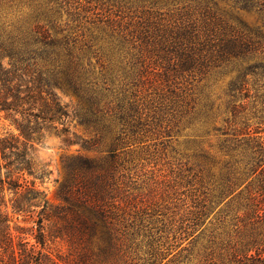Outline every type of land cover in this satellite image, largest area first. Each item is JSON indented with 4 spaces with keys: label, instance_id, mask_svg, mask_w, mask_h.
Segmentation results:
<instances>
[{
    "label": "trees",
    "instance_id": "16d2710c",
    "mask_svg": "<svg viewBox=\"0 0 264 264\" xmlns=\"http://www.w3.org/2000/svg\"><path fill=\"white\" fill-rule=\"evenodd\" d=\"M170 2L173 7L164 12L153 4L133 16L108 8L91 21L72 11L68 0H0V55L9 60L8 66L0 63V112L18 130L0 137V264L52 260L45 251L43 218L35 220L36 229L12 226L6 191L14 193L9 201L18 214L43 194L37 182H43L46 169L34 160L35 144L46 134H66L71 115L53 87L76 96L78 124L90 134L74 133V140L65 141L106 149L101 158L68 157L59 188L64 200L77 197L79 208L92 212L89 218L75 217L89 242L99 226L109 234L116 229L111 220L116 209L126 214L139 206L134 201L141 188L133 170L149 142L164 146L184 118L191 123L208 115L198 84L227 72L236 73L227 91L231 116L216 130L228 159L217 194L210 201L197 197L187 212V228L201 226L211 206L225 202L223 230L206 248H212L206 260L213 259L216 247L238 264H264V139L249 124L257 118L264 125V0ZM227 10L254 12L262 24L251 27ZM82 19L99 24V33ZM120 195L123 206L104 202ZM29 234L35 243L25 237ZM85 248L76 264H103L111 257L134 264L129 244Z\"/></svg>",
    "mask_w": 264,
    "mask_h": 264
},
{
    "label": "rangeland",
    "instance_id": "374dc122",
    "mask_svg": "<svg viewBox=\"0 0 264 264\" xmlns=\"http://www.w3.org/2000/svg\"><path fill=\"white\" fill-rule=\"evenodd\" d=\"M68 1L72 11L80 12L82 16L87 15L91 21L97 20V13H105L108 8L112 12L119 10L123 15L129 13L133 16L139 15L143 9L153 4H156L154 8L158 7L162 12L173 7L170 0ZM221 7L226 6L221 4ZM227 11L233 18H239L251 27L262 24L259 15L254 12ZM82 22L94 34L99 33V24L87 23L85 19ZM0 63L8 66L9 60L0 55ZM235 76L236 73L227 72L198 84L201 106L208 103L210 108L208 115L200 116L191 123L189 117L184 118L171 136L164 138V146H154V141L149 142V148L143 151L137 167L133 170L141 188L135 193L137 196L134 201L139 206L128 209L129 214H123L120 209H116V213L111 215L116 229L109 234L104 227L99 226L97 234L89 242L87 236H82L77 230L75 217L80 215L89 218L92 212L83 207L79 208L81 200L77 197L64 200L59 194V188L67 177L64 161L68 157L80 155L101 158L106 155V149L99 146L89 150L79 143L65 141L67 137L74 140V133L83 137H89L90 134L78 124L76 96L67 90L53 87L61 103L71 112L66 122L69 131L60 135L46 134L40 144H35L34 160L46 169V176L43 182H37L43 194L31 202L33 205L28 211L21 214L13 212L12 202L9 200L14 198V193L6 191L12 226L18 223L27 230L36 229L35 220L43 218L47 235L45 251L52 259L48 264H76L86 245L97 250L98 246L107 244L131 245L135 250L134 264H238L234 262L232 255L225 254L216 247L212 260L207 261L204 256L211 252L212 248H206L213 245L212 242L223 230L222 211L225 202L213 204L201 226L194 230L187 228V212L194 209L197 197L199 200L210 201L217 194L216 186L221 168L228 157L220 150L221 135L216 129L224 126L225 119L231 116L227 109V91ZM251 111L255 112L250 110L249 118L253 116ZM259 122V119L252 118L249 124L253 131H260L258 136L264 139V125ZM11 133L17 134L18 130L0 112V137ZM201 177L204 179L202 184L199 183ZM157 186L158 189H151ZM124 200L123 195H120L106 198L104 202L123 206ZM141 203L148 205L140 206ZM72 206L74 211L70 209ZM25 237L31 244L35 243L32 235ZM103 264L122 263L111 257Z\"/></svg>",
    "mask_w": 264,
    "mask_h": 264
}]
</instances>
